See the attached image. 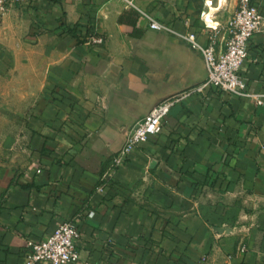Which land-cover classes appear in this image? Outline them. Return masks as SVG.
<instances>
[{
	"label": "crops",
	"instance_id": "0c3cea01",
	"mask_svg": "<svg viewBox=\"0 0 264 264\" xmlns=\"http://www.w3.org/2000/svg\"><path fill=\"white\" fill-rule=\"evenodd\" d=\"M127 1L23 0L0 15V264H26L28 241L66 222L76 264H264V32L241 72L259 105L204 88L202 55L141 14L202 47L215 33L222 52L237 0ZM169 99L163 133L112 171Z\"/></svg>",
	"mask_w": 264,
	"mask_h": 264
},
{
	"label": "built area",
	"instance_id": "2783aa9c",
	"mask_svg": "<svg viewBox=\"0 0 264 264\" xmlns=\"http://www.w3.org/2000/svg\"><path fill=\"white\" fill-rule=\"evenodd\" d=\"M123 1L133 5L132 2ZM22 2L23 0H0V15H6ZM237 2V11L226 29V44L222 52L218 51L215 33L210 34V45L202 47L197 43L195 34H178L148 14L144 12L141 14L148 20L152 30L175 34L202 55L208 72L204 88L210 87L230 96L253 100L262 105L259 96L249 91L248 82L241 72L249 57L248 44L251 38L257 33L264 32V15L252 0H237ZM204 21L207 23L208 18L206 17ZM206 30L217 32L209 26H206ZM87 43L90 46H103L105 38L93 34L87 37ZM178 102V99L161 102L131 130L125 147L113 158L112 171L121 167L135 149L163 133L164 122ZM103 187L104 185L100 186L98 192H103ZM79 237L78 226L73 222H66L48 239L40 242L28 241L24 253L26 264H76L80 261V253L75 240Z\"/></svg>",
	"mask_w": 264,
	"mask_h": 264
},
{
	"label": "water",
	"instance_id": "95a60500",
	"mask_svg": "<svg viewBox=\"0 0 264 264\" xmlns=\"http://www.w3.org/2000/svg\"><path fill=\"white\" fill-rule=\"evenodd\" d=\"M230 230L228 229H217V232L223 234V233H228Z\"/></svg>",
	"mask_w": 264,
	"mask_h": 264
}]
</instances>
